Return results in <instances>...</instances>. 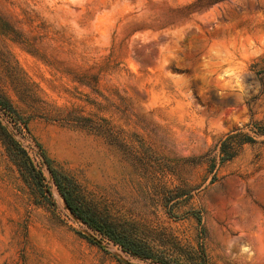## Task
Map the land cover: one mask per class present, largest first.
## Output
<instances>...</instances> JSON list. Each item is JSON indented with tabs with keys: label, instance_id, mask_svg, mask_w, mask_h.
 <instances>
[{
	"label": "rangeland",
	"instance_id": "1",
	"mask_svg": "<svg viewBox=\"0 0 264 264\" xmlns=\"http://www.w3.org/2000/svg\"><path fill=\"white\" fill-rule=\"evenodd\" d=\"M0 100V264H264V0H0Z\"/></svg>",
	"mask_w": 264,
	"mask_h": 264
},
{
	"label": "trees",
	"instance_id": "2",
	"mask_svg": "<svg viewBox=\"0 0 264 264\" xmlns=\"http://www.w3.org/2000/svg\"><path fill=\"white\" fill-rule=\"evenodd\" d=\"M0 104L3 105V107H5L7 110L12 109L11 105L8 104L7 102L0 100ZM52 173H53L55 182L57 184V187L59 191L61 192V194L63 195V198L65 199L66 203L70 207L71 211L75 215H77L79 218H81L83 221L87 222L91 227L101 232L107 231L106 228L103 227V224L97 223V220L91 214L87 213L85 208H79L73 205L72 200H71L72 192H70V187H71L70 182L68 180H65V181L59 180L58 175L56 174L54 170L52 171ZM108 233L109 235H111V237L113 238L115 237V236H112L110 232ZM120 243L122 244L123 248L126 251H129L130 253L138 255L143 258L147 257L146 253L143 250H141L140 247L135 246L133 242H130V241L124 242L121 240Z\"/></svg>",
	"mask_w": 264,
	"mask_h": 264
},
{
	"label": "bare ground",
	"instance_id": "3",
	"mask_svg": "<svg viewBox=\"0 0 264 264\" xmlns=\"http://www.w3.org/2000/svg\"><path fill=\"white\" fill-rule=\"evenodd\" d=\"M65 1H71L72 3H78L80 0H65ZM76 8V7H75ZM145 39V38H144Z\"/></svg>",
	"mask_w": 264,
	"mask_h": 264
}]
</instances>
